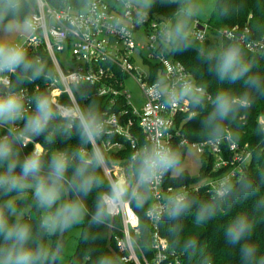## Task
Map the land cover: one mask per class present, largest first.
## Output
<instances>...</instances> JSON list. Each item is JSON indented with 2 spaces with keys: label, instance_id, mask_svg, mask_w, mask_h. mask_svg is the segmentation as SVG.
Wrapping results in <instances>:
<instances>
[{
  "label": "clouds",
  "instance_id": "obj_1",
  "mask_svg": "<svg viewBox=\"0 0 264 264\" xmlns=\"http://www.w3.org/2000/svg\"><path fill=\"white\" fill-rule=\"evenodd\" d=\"M143 8H149L152 0H137ZM47 0H0V126H8L7 132L0 136V192L4 195L17 193L23 197L28 190L36 206L43 210L39 228L48 236L61 230H68L82 224L90 215L89 223L103 225L113 217L127 214L135 204L137 209L143 208L148 200L150 186L162 177L180 166V153L171 145L154 140L144 145L132 156L130 173L118 172L112 178L105 155L97 141L105 134V121L92 107L82 108L79 104L62 105L50 93L37 92L26 97L19 85L32 83L42 77L50 79L53 72L46 70V65L39 57L29 58L28 51L22 43L15 42L11 36L22 33L31 36L37 27L45 26L44 9ZM39 13V14H37ZM127 14V13H126ZM196 14V6L188 3L180 7L175 23H169L161 31V39L165 45H171L176 51L189 46V20ZM119 23V22H118ZM121 32L124 28L120 29ZM215 58L213 71L221 80L235 83L244 79L248 88L264 95V76L247 75L253 65L245 62L242 48L239 44H230L216 53L209 55L211 61ZM15 77V83L10 77ZM64 79L77 81L79 77L73 73ZM152 94L165 97V104L176 107L180 101L191 104L195 108L206 107L205 91L194 87L190 82H183L179 88L168 85L163 80L157 81L152 88ZM26 102L34 105L29 112ZM212 112L203 121L210 140L219 143L224 137L223 122L235 119L236 113L247 109L253 104V97L248 91L234 94L231 91L218 92L211 101ZM21 127H16L18 122ZM61 122L66 137L71 138L75 129L79 148L70 152L67 150L52 152L50 155L40 143H35L32 150L21 158V149L33 143L35 137L47 133L51 139V129L57 127L54 123ZM260 131L264 132V118L259 120ZM85 145H91L86 150ZM19 146V147H18ZM19 167V172L17 168ZM71 169V175L69 170ZM102 169L109 177L106 190L100 191L89 212L86 197L93 189H100L104 180L97 174ZM240 195L247 196L253 189L251 181L240 176ZM235 183L231 176H225L218 183L211 202L202 203L195 215L197 224L215 216L217 203L231 206L228 199L234 192ZM73 193L72 198L67 194ZM194 204L184 192H177L166 198L163 205L156 206V218L166 214L170 220H178L189 212ZM16 216L15 200L8 199L0 205V264H56L58 259L55 250L33 237L32 227L19 219L10 220ZM252 222L246 215L236 218L227 228L228 242L236 245L245 240L252 232ZM176 227L173 228V231ZM30 242L35 246H31ZM196 245L194 239H189L186 249ZM241 255L245 261H254L256 248L244 243ZM97 264H114L109 256H101ZM259 264H264L261 257Z\"/></svg>",
  "mask_w": 264,
  "mask_h": 264
},
{
  "label": "built area",
  "instance_id": "obj_2",
  "mask_svg": "<svg viewBox=\"0 0 264 264\" xmlns=\"http://www.w3.org/2000/svg\"><path fill=\"white\" fill-rule=\"evenodd\" d=\"M47 5L43 12L45 26L37 27L21 43L33 58L39 57L42 61L43 54L48 56L54 75L44 79V88L60 104H79L82 107L76 94L81 93L80 85L83 84L90 86L94 94L108 102V108L102 113L106 131L97 144L105 155L113 179L118 172L130 173L132 156L156 139L172 148L174 140L179 139L181 146L188 148L192 145L200 157H210V175L200 186L206 187L212 194L225 176L233 179L242 175L249 153L244 155V152H240L239 145L229 135H224L225 138L219 143L210 138L191 142L182 136L181 124L178 126L179 117L189 114L191 104L180 101L176 107H172L165 104L164 96L152 94L151 90L159 80L165 81L169 89L173 86L179 88L188 81L194 87L204 89L205 100L212 98L204 87L196 83L193 74L182 62L166 55L160 34L169 20L165 22L151 18L147 12H142L134 0H88L83 8H76L72 4L54 7L47 2ZM198 24L203 25L204 29L201 30ZM121 28H124L123 32ZM142 31L149 37L147 44L141 39L144 34ZM209 35H212L209 34V26L196 19L190 36L203 43ZM216 36L221 41L239 44L247 52L264 55V38L251 37L248 28L240 30L237 25L224 27L216 29ZM137 54L144 60L146 67L149 66L148 71L136 64ZM73 73L79 77L77 81L64 79ZM13 77H10L12 82ZM128 79L136 82L142 91L140 106H134L130 101L131 95L126 87ZM22 89L26 97H30L41 89V84H37L33 91L28 87ZM119 99L123 100L122 107H118ZM25 107L30 112L34 105L26 102ZM3 127L8 129V126ZM16 127L21 126L17 123ZM33 143H39L38 139L34 138ZM89 146L84 147L90 151ZM226 146L230 155L226 154ZM127 152L129 156L115 158L116 154ZM177 192L187 194L188 189L185 185L181 188L169 185L167 173L150 186L148 205L144 208L150 227V232L145 235L146 241L148 238L147 251L137 240L143 230L136 209L132 206L127 214L115 216L121 222V235L116 239V246L124 264L180 262V252L170 246L161 232V224L167 215L162 213L156 218L154 212L156 206L163 205L168 196Z\"/></svg>",
  "mask_w": 264,
  "mask_h": 264
},
{
  "label": "trees",
  "instance_id": "obj_3",
  "mask_svg": "<svg viewBox=\"0 0 264 264\" xmlns=\"http://www.w3.org/2000/svg\"><path fill=\"white\" fill-rule=\"evenodd\" d=\"M47 2L54 7L72 4L76 8H83L86 6L88 0H47ZM186 4H188V0H152L149 8L145 9L142 6L140 8L149 13L150 16L159 14L161 19H169V23H172L175 21L180 7ZM195 20L194 16L190 18L189 28L191 24L193 26ZM202 24H207L209 26V34H212L209 35L205 42L201 43L192 36H189V46L186 49L182 47L180 51H176L171 45L162 44L165 47L166 55L182 62L187 70L193 74L196 83L204 87L212 97L211 100L204 101L206 105L204 108H195L191 105L189 114L179 117L178 126L181 124L182 136H185L191 142L209 139L203 121L212 112L211 101L215 98L216 94L222 90L231 91L234 94H242L248 91L253 97L251 107L241 109L236 113L235 119L225 120L223 124L225 129L224 135H229L239 145L240 152H244V155L248 153L250 155L240 176H244L247 180L251 181L253 189L246 197L240 195L241 185L235 183L240 176H235L232 179L235 183L234 192L228 198L231 201V206L229 207L226 203L218 202V210L215 216L202 224H197L195 215L198 207L202 203L211 202L214 194L209 192L204 186H200L198 189L186 187L188 189V197L194 200L192 209L178 220H170L166 217L161 224V232L167 238L170 246L180 252V262L178 264H259L260 258L264 257V132L260 131L259 126V120L264 118V95L248 88L244 83L247 76L235 83H230L227 80L221 81L212 70L215 65V58L213 57L209 61L208 57L231 44L228 41H221L216 36V29L237 25L240 30L248 28L250 36L255 39L264 38V0H217L207 23ZM242 50L245 62L253 65L247 75L258 74L264 76V55L253 54L243 48ZM28 56L30 59L33 58L30 55ZM42 62L46 65V70L52 71V64L46 54H43ZM13 83H15V77H13ZM43 83L44 78L42 77L32 83H24L18 87H28L30 91H33L37 84H41V89L37 92L46 93ZM80 90L81 93H77L76 96L82 108L92 107L102 117L103 111L108 108V102L104 98L94 94L92 88L88 85H80ZM83 95H88L89 97L85 98ZM122 105L123 100L119 99L118 107H122ZM18 123L22 126L23 122ZM54 123L57 127L51 129L52 135L50 140L45 138L48 135L47 133L35 137L45 147L49 155L52 152L62 150L70 152L81 146L75 129L72 130V137L68 138L60 126L61 122L56 121ZM6 132L7 129L0 126V136H3ZM33 147L34 143H30L27 148L21 149V158L27 155ZM89 149H91L90 146ZM173 149L180 153L182 161L187 148L179 144V139H175ZM225 149L226 154L230 155L231 153L228 152L227 146ZM129 155L128 152L116 154L115 158L118 159ZM207 159L209 160L207 161ZM201 161V174L203 173L205 174L204 177H208L212 167V160L210 157L208 158V156L204 155L201 157ZM19 170L18 167L17 172ZM97 174L104 180V185L100 189H93V192L85 198L90 213L93 209L96 195L100 191L106 190L108 184V179L102 169H97ZM69 175H71V169L69 170ZM186 177H189V175L184 174L180 178H174L168 172L167 183L175 188L182 185L187 186L188 182L184 180ZM72 196L73 193H71V198ZM8 199L15 200L16 208V216H10L9 219H19L21 222L30 224L34 239L42 241L54 250L58 233L48 236L39 228L43 210L36 206L32 199L31 190H28L23 197H19L17 193L4 195L0 192V205ZM148 201L149 199L143 208L139 209L135 207L134 203L132 204L141 218L143 231L137 237V240L144 251L148 250V238L146 241L145 235L150 232V227L144 214V208L146 209ZM241 215H246L252 222V232L245 240L233 245L228 242L225 233L228 226ZM89 220L90 215L86 216L84 222L80 225L81 233L76 249L70 256L69 264H97L101 256L111 257L114 264H124L120 259V253L116 246V239L121 235L120 219L113 217L106 224L99 226L90 224ZM174 227H176L175 231H173ZM49 237L50 242L48 241ZM189 239L196 241V245L192 249L185 248V244ZM244 243L255 246L256 255L254 261H245L243 259L241 247ZM0 244H3L2 237H0ZM30 244L31 246H35L31 242Z\"/></svg>",
  "mask_w": 264,
  "mask_h": 264
},
{
  "label": "rangeland",
  "instance_id": "obj_4",
  "mask_svg": "<svg viewBox=\"0 0 264 264\" xmlns=\"http://www.w3.org/2000/svg\"><path fill=\"white\" fill-rule=\"evenodd\" d=\"M134 1L137 3L139 8L140 6H142L140 3L137 2V0ZM216 1L217 0H188V3H191L192 5L196 6V14L193 16L196 19L200 20L201 23H207V20L210 17V14L215 6ZM143 11L144 10H142V12ZM150 17L151 18L155 17L158 18L159 20H165V22L169 20V19H161L159 14ZM172 23L174 24L175 21H173ZM189 29L191 31L192 24ZM142 33L144 32L142 31ZM3 35L4 34L0 33V38H3ZM26 36L27 35L22 33H16L11 36V39H13L15 42L21 43ZM141 39L143 40L144 44H147L149 42V37L145 33L141 36ZM144 56H147V53H144ZM136 64L139 65L140 68H144L145 71H148L149 69V66L146 67L145 65L146 63H144V60L138 54H137ZM126 87L128 88L129 93L131 95L130 98L131 103L134 106H140L143 101V94L139 86L132 79H128L126 82ZM201 172H202L201 157L197 153L196 148L193 147L192 145H189L186 150L184 159L180 162V166L176 170L170 171V174L174 178H180L182 175L187 174L189 175V177H186L184 179L185 181L188 182L187 186L186 185L185 186L187 188L188 187L200 188V185H203L202 182H204L206 178L204 177L205 174L203 173L201 174ZM181 187L182 186H179L177 188H181ZM80 225L81 224L75 225L72 228L66 230L64 243L62 245L61 252L59 254L56 264H69L70 256L74 253V250L76 249L78 238L81 233ZM48 241L50 242V237Z\"/></svg>",
  "mask_w": 264,
  "mask_h": 264
},
{
  "label": "water",
  "instance_id": "obj_5",
  "mask_svg": "<svg viewBox=\"0 0 264 264\" xmlns=\"http://www.w3.org/2000/svg\"><path fill=\"white\" fill-rule=\"evenodd\" d=\"M198 27L203 30L204 29V26L201 25V24H198ZM0 90H3V86H0ZM67 198H71V192H69L67 194ZM65 234H66V231L65 230H61L60 232H58V237H57V241H56V245H55V252L57 253V256L59 257V254L61 252V248H62V243H63V240L65 238ZM58 260V259H57ZM57 263V261H56Z\"/></svg>",
  "mask_w": 264,
  "mask_h": 264
}]
</instances>
